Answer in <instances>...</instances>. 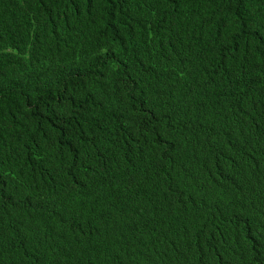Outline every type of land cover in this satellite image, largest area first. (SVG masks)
<instances>
[{
  "label": "trees",
  "instance_id": "trees-1",
  "mask_svg": "<svg viewBox=\"0 0 264 264\" xmlns=\"http://www.w3.org/2000/svg\"><path fill=\"white\" fill-rule=\"evenodd\" d=\"M0 264H264V0H0Z\"/></svg>",
  "mask_w": 264,
  "mask_h": 264
}]
</instances>
